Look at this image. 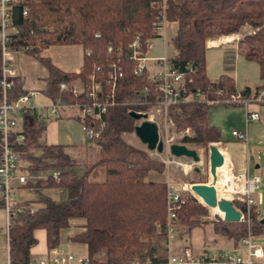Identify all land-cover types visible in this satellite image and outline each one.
<instances>
[{
    "label": "trees",
    "instance_id": "obj_1",
    "mask_svg": "<svg viewBox=\"0 0 264 264\" xmlns=\"http://www.w3.org/2000/svg\"><path fill=\"white\" fill-rule=\"evenodd\" d=\"M153 0H32L13 6L11 25L16 33L11 36L9 48L31 56L47 71L44 96L63 105L80 104L83 95L59 92L60 83L79 80L86 88L92 77L103 91L109 92L107 73L119 67L121 77L115 81L114 105L102 117L103 128L90 142L97 147V160L82 167L61 146L45 145V122L34 110L20 113L23 141L15 145L20 171L27 177L22 188L37 193L35 207L29 205L8 218L7 246L10 264H28L29 249L35 244L33 233L44 232L46 250L58 245L59 231L69 227L71 220L82 221L83 232L69 238L72 243L83 244L87 250V263L97 264L94 256L104 252L103 264H131L161 261L153 257L149 240L156 224L165 222L164 182L146 181L148 173L161 174L163 164L124 142L122 134H134L138 121L128 116L129 111L142 112L153 105L157 95L152 92L146 75H133L134 62L129 59L127 45L136 35L141 45L151 37L154 11L149 8ZM26 14L23 16V8ZM167 22L175 23L171 39L175 54L170 61L179 69L191 64L190 89H199L213 97L215 90L234 92L233 69L227 57L223 72L216 82L208 80L204 69L205 43L209 40L238 34L247 26L252 32L238 39L233 56L255 63L258 84L253 93L264 92V0H167ZM98 37H95V35ZM79 45L83 50L82 65L77 74H67L41 58L42 50L52 46ZM110 46L111 50L107 51ZM120 50V55H117ZM22 80L12 78L8 100L13 101L26 92ZM149 89L148 105L139 94ZM248 97L249 90L240 92ZM209 105L185 102L171 106L167 118L174 132L188 129V136L179 142L206 149L221 139L220 131L208 124ZM74 119L87 128L98 130V124L77 114ZM82 168L81 174L76 170ZM102 169V179L98 180ZM58 172L54 182L48 173ZM45 176V178H43ZM61 189L64 198L56 201L40 194L41 190ZM183 204L176 212L178 223L189 236L195 228L209 225L214 235L224 238L236 250L241 239L249 232L264 237V226L259 224L256 208L250 207L245 220L238 223L203 221L205 210L192 196L182 192ZM233 206H239L233 203ZM144 251V254H141Z\"/></svg>",
    "mask_w": 264,
    "mask_h": 264
},
{
    "label": "built area",
    "instance_id": "obj_2",
    "mask_svg": "<svg viewBox=\"0 0 264 264\" xmlns=\"http://www.w3.org/2000/svg\"><path fill=\"white\" fill-rule=\"evenodd\" d=\"M32 0H0V209L3 210L6 218V230L8 229V218L21 211L22 208L14 204V192L18 188L26 185L27 177L20 171L18 155L15 145L23 141L20 129V113L24 110H32L28 103L36 95L33 92L25 93L13 101L8 100V91L12 87V78L14 77V55L17 52L9 48L8 43L11 36L16 33V29L11 25L10 14L13 6L26 4ZM167 0H153L149 3V8L155 13L151 23V37L141 43L138 35L127 45L128 57L133 61V75L139 77L146 75L148 83L152 87V92L157 95L148 110L136 113L146 115V121L154 117H162L163 121L172 125L167 118V110L171 106L185 102H198L207 105H226L239 106L243 109V120L245 125L248 122H259L261 117L258 113L249 110L254 104L264 103V92L259 91L257 94L245 97L238 91L226 92L224 90H215L213 97L204 95L199 89H190L192 84L191 75L194 74L195 68L189 64L182 70L176 67L170 58L164 54L156 57H148L147 54L154 47V41L161 43L162 49L165 48L168 30L171 26L165 19V9ZM26 7L23 8L22 15L26 14ZM175 24V23H174ZM172 35L174 32L172 31ZM95 37H98L96 34ZM110 46L107 51H110ZM120 55V50H117ZM149 63V64H148ZM119 67H113L107 73V84L110 85L109 92L103 91L99 83H94L92 77L86 88L77 90L68 87L65 83L58 85L59 92H69L72 95H83L84 101L80 104L65 105L76 111L80 118L89 119L98 124V130L87 128L81 125L85 139L92 142L98 137L100 129L103 128L102 117L107 109L114 105L113 90L115 81L121 77ZM142 95V101L137 105H148L149 89L143 88L139 92ZM54 114V113H53ZM55 115V114H54ZM156 126V125H155ZM157 128V126H156ZM188 129L180 131L177 136L165 135L161 141L163 150L166 149L169 154V147L173 144L182 145L179 142L183 137L188 136ZM231 136L239 141H245V131L240 133L232 131ZM158 135V133H157ZM175 138H177L175 140ZM217 148V147H216ZM218 150V149H217ZM163 152V151H162ZM219 152V151H218ZM219 154L224 159L221 172L216 175V179H224V190L226 200L236 203L239 206H233L234 210L243 216L247 222L250 207H257L258 199L254 194L258 189L259 177L252 176L247 178L245 175L234 173L227 166L226 160L221 152ZM170 155V154H169ZM171 156V155H170ZM172 157V156H171ZM166 163H169L167 160ZM48 176L54 181H58V172L52 171ZM45 178V176L43 177ZM165 222L163 225L156 224L154 231L157 235L162 236L166 242L167 254L164 260L158 262H132L131 264H264V247L257 244V237L249 232L240 240L238 247L234 251L223 254H211L206 252H195L189 246H184L176 252H170V243L179 235L181 225L176 218V212L183 204L181 198L182 192L174 190L171 184L165 183ZM215 188V187H214ZM219 199L217 198V201ZM88 264L87 260L77 259L67 253H54L44 256L37 261L29 260L28 264ZM6 264H10L7 259Z\"/></svg>",
    "mask_w": 264,
    "mask_h": 264
},
{
    "label": "crops",
    "instance_id": "obj_3",
    "mask_svg": "<svg viewBox=\"0 0 264 264\" xmlns=\"http://www.w3.org/2000/svg\"><path fill=\"white\" fill-rule=\"evenodd\" d=\"M175 30L176 26H174V33ZM172 37L173 35L171 31V35L168 34L166 36V40H169L170 38L172 39ZM211 42H214L215 44H210ZM217 42L218 41H207L205 43L206 51L214 49L218 46L227 45L225 43H220V41L218 43ZM155 47L156 45L154 44L152 50H154ZM162 50L164 52V49ZM151 51L148 52L147 56L156 57L157 55L150 56ZM163 54L166 57L171 58L167 56L166 53ZM40 57L49 60L53 67L63 73L77 74L82 65L83 50L79 45L52 46L42 50ZM13 63L14 77H19L22 80L21 89L26 93L33 92L36 94L28 103V106L36 112L41 121L45 122V130L43 134V141L45 145L61 146L64 148L65 153H67L70 157L90 148L92 144L85 139L84 133L81 130V124L74 119L76 111L61 104L59 100L52 102L44 96L43 92L45 90L47 78V71L45 68L31 56L22 52H17L14 55ZM222 72L223 63L221 72L215 75L214 80H211L207 75L206 76L209 81L214 83ZM232 77L236 91L241 92L248 89V96H252L254 94L253 89L256 85L251 87L243 85L241 89H239L234 80V72L232 73ZM65 84L68 87H73L77 90L82 89V84L79 80ZM209 107L212 108L207 111L208 124L216 127L221 134L219 142L210 143L209 145L217 147L218 151L224 156L227 166L231 168L234 173L238 175H245L247 178L258 176V186L264 188V103L254 104L249 107L250 111L259 114L261 120L259 122H248L246 125L243 120V109L239 106L210 105ZM232 131L240 133L245 131V141L234 139L230 134ZM81 171L82 170L80 169L79 175L81 174ZM98 179H101L100 173ZM58 190L59 189L45 191ZM25 191L26 190L24 188L16 189L14 192L15 206L24 208L32 205L35 207L33 202L36 201L37 196L36 198L29 199V196ZM57 195H60V192ZM254 198H257L259 201V204L256 207L258 218L259 220L264 219V197L258 193L257 195L254 194ZM81 224L82 221L80 220H71L69 222V227L60 230L58 245L53 250H46L44 232L42 230L35 231L33 233L35 244L29 249L30 259L37 261L49 254L67 253L72 255L75 260H87V250L85 245L69 241V238L72 236L83 232ZM179 236L182 237V235H178L177 238L170 243V252L177 251L175 250V245L178 246L177 240ZM150 246L153 250V257H157L161 261L164 260L165 255L167 254L166 246H164L165 255L161 257L155 255L156 250L153 248L151 243ZM178 247H180V245ZM230 251H233L231 245L228 252ZM218 254H223V252ZM7 259L9 260L6 218L3 210L0 209V264H6ZM94 259L97 264H103L104 252L102 251L96 254Z\"/></svg>",
    "mask_w": 264,
    "mask_h": 264
},
{
    "label": "rangeland",
    "instance_id": "obj_4",
    "mask_svg": "<svg viewBox=\"0 0 264 264\" xmlns=\"http://www.w3.org/2000/svg\"><path fill=\"white\" fill-rule=\"evenodd\" d=\"M168 23L171 24V22H168ZM174 26L176 25L172 23L168 30L173 31ZM251 32L252 30L249 27L244 26L240 28L238 34L236 35L226 36L227 38L226 37L224 38V36H221L217 38L216 40H209V41H218V42L220 41V43L227 44L225 46L224 45L218 46L211 50H207V51L205 50L204 69L209 79L214 80L215 75L221 72L223 60L225 57H227L229 59V62L231 63L234 76H235L234 80L239 89H241L243 85H247L251 87L253 85L258 84L259 82L258 73H257V67L255 63L246 61L237 55L233 56V50H232L233 49L232 46L235 45L238 39H240L246 34H250ZM169 35H171L170 31H169ZM154 42H155L154 44L156 45V47L154 50L150 52V56L152 55L161 56L163 53H166L167 56L172 57L175 54L174 48L172 46L171 38L169 40L164 41V44H165L164 52L162 50L160 41H154ZM211 108L212 107H208L207 111ZM149 122H152L157 126L158 136L162 140L165 138V135L172 134V135L177 136L178 133L180 132V131H177V132L171 131L172 125L170 126L166 121L164 122L162 117H154L152 118V120H149ZM121 138L124 140V142L134 146L136 149H139L145 152L150 159L163 164L162 173L157 174L154 172H150L148 173L145 179L146 181H159V182L168 183L173 186L175 191L188 193L205 210H207L206 216L201 220L207 221V222H215L216 220L220 219V216L222 214L216 213L212 209H208L204 207L200 203V201L196 197H194L188 190L189 188L188 186L191 184H210L211 182L210 180L211 177L210 175H208V149L207 148L203 149V148H198L193 145H185L186 148L195 151L198 157V161L193 162L191 158L171 157L167 153L166 149L163 150V152L161 153H156L155 151H147L145 146L140 144V142L137 140L134 134H122ZM176 139L177 138H175V140ZM97 151H98L97 147L92 145L90 148L80 153H77L75 154V156H72V157L82 167L84 166L86 167V166L91 165L97 160ZM167 160L169 161V163H166ZM194 168H197L199 172L195 173ZM80 169L82 170V168ZM80 169L76 170L77 175H79ZM218 169L221 172V168H218ZM97 171L101 175L102 169H97ZM22 174L25 175V173H22ZM101 179H102V175H101ZM223 184H224V179L221 177H218L217 182L215 184V189L218 188V192L217 190L216 192L220 199H222L223 197L226 198L224 187H222ZM25 192H27L29 199L36 198L37 196V193H34L32 191L26 190ZM57 192L58 193L60 192V195H57L58 194ZM258 193H260L264 197V188L258 186V189L255 192V195H257ZM40 194L43 196L50 197L51 199L56 200V201L62 200L64 198V191L61 189H59L58 191L41 190ZM263 208H264V204H263ZM179 235H182V237L179 236L177 240L178 246L180 245V247L175 245V250H179L184 246H189L191 249L195 251L206 252V253H211V254H218L221 252L223 253L228 252L230 249V245H231L224 238L214 235L209 225H204L202 228L193 229L189 237L185 235V228L181 226L179 229ZM255 239H256L255 241L257 242V244L264 247V237L263 236L257 237ZM149 243H151L153 248L156 250L155 255L160 256V257L165 255V251H164L165 250L164 246H166L165 240L162 236L157 235L155 231L153 232V235L151 236ZM141 254H144V251ZM138 261H139L138 259L135 260V262H138Z\"/></svg>",
    "mask_w": 264,
    "mask_h": 264
},
{
    "label": "water",
    "instance_id": "obj_5",
    "mask_svg": "<svg viewBox=\"0 0 264 264\" xmlns=\"http://www.w3.org/2000/svg\"><path fill=\"white\" fill-rule=\"evenodd\" d=\"M128 116L138 125L134 128V136L144 145L147 151L161 153L163 151L162 143L158 140L157 128L154 123L146 121V115L129 111ZM208 149V175L211 177L210 184H191L188 187L189 192L196 197L200 203L208 208H217L221 212L220 220L225 223H238L241 221L240 214L234 210L232 203L225 199L217 201L214 184L216 182V169L221 168L224 164L223 157L219 154L216 146L209 145ZM169 154L174 158L185 157L191 158L193 162L198 161L195 151L186 148L184 145L173 144L169 147ZM194 172L199 170L194 168ZM259 224L264 226V219L259 220Z\"/></svg>",
    "mask_w": 264,
    "mask_h": 264
},
{
    "label": "bare ground",
    "instance_id": "obj_6",
    "mask_svg": "<svg viewBox=\"0 0 264 264\" xmlns=\"http://www.w3.org/2000/svg\"><path fill=\"white\" fill-rule=\"evenodd\" d=\"M210 44H215V43H214V42H211ZM216 172H217V173H216ZM215 173H216V175H218V174L220 173V171H219L218 168L216 169ZM217 179H218V178H217ZM217 179H216V182H217ZM216 182H215V184H216ZM215 184H214V187H215ZM222 187H223V186H222ZM215 190H217V192H218V188L215 189ZM217 192H216V196H217L218 199H220V198L218 197V195H217ZM218 194H219V193H218ZM223 198L226 200L225 197H223ZM223 198H222V199H223ZM212 210L215 211L216 213H220V214H221V212H219L218 209H217L216 207H215V208H212Z\"/></svg>",
    "mask_w": 264,
    "mask_h": 264
}]
</instances>
